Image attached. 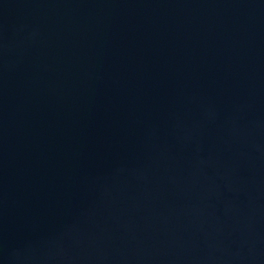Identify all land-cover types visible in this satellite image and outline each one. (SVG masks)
<instances>
[{
    "label": "water",
    "instance_id": "95a60500",
    "mask_svg": "<svg viewBox=\"0 0 264 264\" xmlns=\"http://www.w3.org/2000/svg\"><path fill=\"white\" fill-rule=\"evenodd\" d=\"M0 264H264V0H0Z\"/></svg>",
    "mask_w": 264,
    "mask_h": 264
}]
</instances>
